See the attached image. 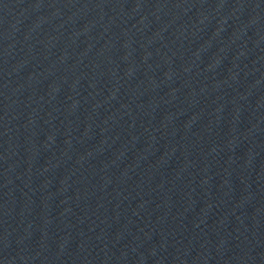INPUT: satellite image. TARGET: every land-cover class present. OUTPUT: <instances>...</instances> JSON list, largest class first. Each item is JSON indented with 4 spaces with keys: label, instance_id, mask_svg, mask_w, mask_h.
I'll use <instances>...</instances> for the list:
<instances>
[{
    "label": "water",
    "instance_id": "obj_1",
    "mask_svg": "<svg viewBox=\"0 0 264 264\" xmlns=\"http://www.w3.org/2000/svg\"><path fill=\"white\" fill-rule=\"evenodd\" d=\"M0 264H264V0H0Z\"/></svg>",
    "mask_w": 264,
    "mask_h": 264
}]
</instances>
